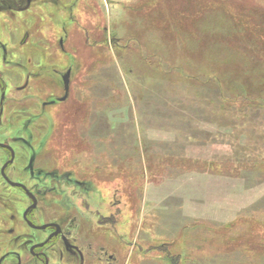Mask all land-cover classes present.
Returning a JSON list of instances; mask_svg holds the SVG:
<instances>
[{"label": "rangeland", "instance_id": "rangeland-1", "mask_svg": "<svg viewBox=\"0 0 264 264\" xmlns=\"http://www.w3.org/2000/svg\"><path fill=\"white\" fill-rule=\"evenodd\" d=\"M73 1L59 0L56 11L32 10L26 24L24 15L11 21L0 17L2 42H19L29 29L33 34L24 53L39 52L49 63L31 91L36 97L41 93L42 102L64 92L62 75L74 66L71 99L44 108L42 128L33 117L30 131H24L25 118L9 105L0 131V139L25 136L42 152L47 170L67 175L62 187L43 197L39 219L74 214L85 264H169L167 248L183 255L180 264H264V187L261 196L253 176L264 171L256 162L264 154V128L253 134L249 123L239 125L254 148L241 160L233 141L242 144L244 136L235 139L232 126L217 123L224 118L227 124L235 114L220 111L219 103L213 111L212 103L204 110L200 101L201 109L196 96L204 85L174 71L164 76L161 92L152 91L151 72L159 69L157 60L146 58L158 52L172 67L179 60L192 74L219 73L245 61L252 74L228 88L261 94L254 72H264V47L258 50L259 64L250 59L256 49L248 48L242 28L247 32L257 23L264 34V0H79L72 21L67 4ZM133 7L137 11H129ZM63 38L67 51L60 46ZM82 63L90 72L85 81ZM28 108L39 110L35 104ZM248 184L252 188L245 191ZM14 193L0 199L20 206L24 200ZM220 208L233 209L234 217L222 222L225 215L213 214ZM71 259L55 257L53 264H81Z\"/></svg>", "mask_w": 264, "mask_h": 264}, {"label": "flooded vegetation", "instance_id": "flooded-vegetation-1", "mask_svg": "<svg viewBox=\"0 0 264 264\" xmlns=\"http://www.w3.org/2000/svg\"><path fill=\"white\" fill-rule=\"evenodd\" d=\"M78 2L79 0H75L67 4V12L72 21H75L73 12ZM37 8L40 12L44 8L56 11V8H59V0H0V17L11 21L17 15H24L23 23L26 24L28 21L26 13L32 10L37 13ZM32 34L31 30L24 29L19 42L11 45L0 40V131L3 129L5 113L9 105L14 106L16 113L25 118L23 129L26 131L35 120L39 121L38 124L41 125L39 128H42L44 108L57 103H67L71 99L73 65L67 67L62 75L64 92L60 96L56 97L51 92L53 97L42 102L41 93L36 97L31 92L33 83L49 66V63L41 60L39 52L36 53L37 56H32L31 52L24 53ZM84 37L90 44L91 34L88 30L84 31ZM60 46L63 51H67L64 48V38L60 40ZM82 68L81 75L85 81L90 74L89 67L82 63ZM55 73H58L57 70ZM24 98L27 100L22 101L21 99ZM34 104L39 108L38 111L37 108H28ZM20 144L24 150L27 148V153H21ZM42 159L40 149L33 147L25 136L0 139V196L2 193L15 192L14 194L18 193L24 200L20 206L15 202V205L10 206L0 199V264H53L55 257L64 258L66 254L71 256L72 263L78 260L81 264H85L86 255L79 245L81 232L78 230L79 223L74 214L65 218H50L43 221L39 219L43 197L55 192L59 186L62 187L61 180L66 181L67 177L66 173L62 174L58 169L47 170L43 166ZM43 178H46L45 181L50 179V184L45 185ZM76 184L86 190L80 182ZM88 198L91 199L90 196ZM84 205L86 212L90 207V201L85 199ZM28 229L30 232H27ZM88 249L92 250L93 246L90 244ZM102 251L104 252L105 249ZM95 258L101 259L99 256Z\"/></svg>", "mask_w": 264, "mask_h": 264}, {"label": "trees", "instance_id": "trees-1", "mask_svg": "<svg viewBox=\"0 0 264 264\" xmlns=\"http://www.w3.org/2000/svg\"><path fill=\"white\" fill-rule=\"evenodd\" d=\"M138 8V7H137ZM136 7H133L131 10L129 11H137ZM126 13V11H125ZM254 28H252V30L247 31V28L244 29V27L242 28L245 32L244 34H242L243 39H247V37H249L250 39V44H248V48L254 47L256 49L255 54L250 57L255 59L256 57V62H258V64L260 63L259 61H261L259 59V49L262 51V47H264L263 41H264V34H262V28L260 27L259 24L254 23L253 26ZM251 28V27H250ZM251 35V36H250ZM179 36V35H178ZM131 41H133L134 39L136 40L135 37H131ZM174 42L179 41L178 37L175 36V38L173 37ZM98 43V42H96ZM130 48V47H129ZM143 46H138V50H142ZM253 49V48H252ZM254 49V50H255ZM139 52V51H138ZM138 52H136L137 54H135V57L137 59V61L141 62L142 56L140 54H138ZM264 51H262L263 53ZM142 53V52H141ZM146 58L151 59L148 60V62H152V60H157V66L159 69V72L153 71L152 70V80L154 81V86L153 89H151L152 91L156 90L161 92L162 88L158 87L159 85H162L161 82L165 80V75H168L166 73H169L170 71H174V73L178 74V77H181L183 79H190V80H194L197 81L198 83L204 85V88H201L202 91V95H198L196 96V100L201 107H203L202 102L203 101L205 103V108L204 110L208 109V106L210 103H212V110L216 111L215 105L217 106V103L220 104V111L222 112H226V113H234L235 117L232 116L231 118H228L227 120V124L226 123V119L223 118V120H218V124L221 125H230L234 128V131L230 134L232 137H234L235 139L239 140V136L243 135L244 136V142L239 143L236 140H234V144L237 145L238 147H236L239 151H241V155L239 156V158L241 160H246L248 157V155H246V150L248 148H252L250 147V144H248V141H253L251 137L247 136V133L244 131V127H239V125L243 126V125H247V123H249V129L250 132H252L253 134L256 133V131H258V129L260 128H264V126L262 125L264 122V75H259L264 74V72H261L260 70H256L254 73H256V81L259 82V84H261L263 86V92L261 94H256V96L251 95L253 94L252 92H246L245 91L241 93H234L231 89L228 88V85H233L235 82L237 81H241L243 76L244 77H248L249 74H252V70L250 68V65H248L245 61L243 63H240L239 65H237L234 68H230V70H221L219 73H215L212 72L208 69L204 70H197L196 74H192L190 72L187 71V68L183 65H181V63H179L180 61L177 60L176 64H174V66H171V61L169 59H165V57L161 54H159L158 52H153V54H151V56H146ZM248 61V59H246ZM167 65L170 66V69H166ZM234 71L235 74L237 76H233L232 74H230V72ZM170 76L173 74H171V72L169 73ZM236 85H240V83L236 84ZM149 86V85H148ZM150 87V86H149ZM206 87V88H205ZM207 92H206V90ZM151 91V92H152ZM150 92V93H151ZM183 92H185L183 90ZM233 92V93H231ZM206 93H210L208 96H206ZM216 93V95H215ZM185 94L187 95L188 92H185ZM229 94V98H223V95ZM179 97H184V96H179ZM187 97L190 98L189 102L190 103H195L193 102L194 97H192L191 95H187ZM214 106V107H213ZM202 109V108H201ZM219 110V109H218ZM209 115V114H208ZM212 115H214V112H212ZM259 121V122H258ZM222 122V123H221ZM239 128V129H237ZM240 130V131H239ZM233 134V135H232ZM229 135V136H230ZM236 135V136H234ZM263 138H264V132H262ZM260 135V136H262ZM209 142V141H208ZM259 143V142H258ZM264 144V143H263ZM263 149L260 151L264 150V146H261ZM254 149V148H252ZM244 151V153H243ZM260 160H257V164H259V166L262 164L264 165V154H261L260 156ZM245 165V163H244ZM250 165V160H249V164ZM259 173H264V171H258V175H253L254 176V181H256V179L260 182V189H263L264 185H262V183H264V177L262 175H259ZM256 178V179H255ZM261 178L263 180H261ZM249 181V179H248ZM249 187V188H248ZM248 189L252 188V185L250 186V184L247 185ZM262 201V200H260ZM166 252V257L165 259H167L169 264H180V261L183 257V255L181 254H173L171 251H169V249H165Z\"/></svg>", "mask_w": 264, "mask_h": 264}, {"label": "crops", "instance_id": "crops-1", "mask_svg": "<svg viewBox=\"0 0 264 264\" xmlns=\"http://www.w3.org/2000/svg\"><path fill=\"white\" fill-rule=\"evenodd\" d=\"M247 190H250V189H248L247 187H246V189H245V191H247ZM228 192H226V194H227ZM247 194V193H246ZM263 195V189H260V195ZM261 195V196H262ZM260 196V197H261ZM259 197V198H260ZM217 210H219V209H217ZM211 214L213 213V211L212 212H210ZM235 212L233 211V209H223V208H220V212H214L213 214H223V215H225V216H223L222 217V222H224V220H226V222H228L227 220L230 218H233L234 217V214ZM214 218V217H213ZM216 219V218H215ZM218 220H220V219H218Z\"/></svg>", "mask_w": 264, "mask_h": 264}]
</instances>
